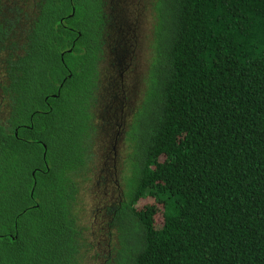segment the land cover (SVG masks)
I'll list each match as a JSON object with an SVG mask.
<instances>
[{
	"label": "trees",
	"instance_id": "trees-1",
	"mask_svg": "<svg viewBox=\"0 0 264 264\" xmlns=\"http://www.w3.org/2000/svg\"><path fill=\"white\" fill-rule=\"evenodd\" d=\"M102 2L0 0V53L32 10L0 97V264H80L89 250L78 193L97 134ZM149 5L117 261L264 264V0Z\"/></svg>",
	"mask_w": 264,
	"mask_h": 264
},
{
	"label": "rangeland",
	"instance_id": "rangeland-1",
	"mask_svg": "<svg viewBox=\"0 0 264 264\" xmlns=\"http://www.w3.org/2000/svg\"><path fill=\"white\" fill-rule=\"evenodd\" d=\"M124 18L125 20H122L124 26L127 24L128 26L131 25V27L135 28V26L132 25V22L130 24L127 17L124 16ZM27 20L28 18L26 17V21ZM21 22V28L28 26V24L23 21ZM125 35L126 37L124 39L128 40V34L126 33ZM151 38V31L149 25H147L145 32L139 37V44L134 40H128L125 47H123L120 52L121 55L119 58L122 60V65L120 67H125L126 71L124 73V78L126 82H128L125 83L128 84V86H126V109H124L127 113L132 107H137L142 97L143 89L145 87V75L148 59L152 51L149 46ZM112 46H110V48ZM117 47L118 44L116 42V49ZM16 51H18V49L14 52ZM105 58L106 60L117 59L118 61V56L113 53L112 55L110 53V56L107 55ZM117 68H119V64L117 65ZM102 110L101 106H97L95 108L98 128L96 131L97 134H95L92 146L89 150L92 158V164L89 169L90 172L80 179L81 183L78 193V205L80 211L78 221L85 228L84 239L93 246V250L89 249L83 253L80 264H120L117 261L118 250L121 247L119 232L114 227H112V229L107 228L106 221L108 220V214L103 216L104 218H100V215L102 214L100 205L103 199H106L110 201L111 204H114L115 200L120 197L119 195L121 193H129L130 189L128 181L131 173L128 170L126 162L123 164V161L127 159L126 155L129 150L128 143L125 141L116 146L117 154H113V151L115 150L111 148V144L109 145V143H107L105 136H112L114 131H110L104 126V112ZM4 116L5 107L1 105L0 120H3L2 118ZM108 145L111 150L107 149ZM112 155L115 158L112 162L116 164L118 170L116 169V174L114 173L115 175L113 174L108 177V183H104L103 178L106 173L97 172L99 168L103 167L105 157H112Z\"/></svg>",
	"mask_w": 264,
	"mask_h": 264
},
{
	"label": "flooded vegetation",
	"instance_id": "flooded-vegetation-1",
	"mask_svg": "<svg viewBox=\"0 0 264 264\" xmlns=\"http://www.w3.org/2000/svg\"><path fill=\"white\" fill-rule=\"evenodd\" d=\"M5 4L7 5V9L11 8L13 6L12 3H14L16 0H4ZM32 1V0H30ZM149 0H103L102 3L99 4L98 13L102 14V26H103V32L102 37L104 39L103 43V49L104 54L102 55L101 60L98 61L97 69H98V77L97 81L94 85V95H95V101L93 102L94 106V114H95V108L97 106L102 107V111L104 112V126L110 130L114 131L112 136L108 135L105 136V140L109 145H112L113 154H117V145L126 141V129L128 124L130 123V120L132 119V115L136 109V106L129 110L127 113L126 110V102L125 99L127 97V87L128 83L126 82L124 78L125 73V67H120L122 65V60L120 57V52L123 47H125V44L128 40L132 41L134 40L136 43L139 44V37L142 36V34L145 32L147 25H149L151 34H152V26H151V14L149 10ZM16 12L8 11L7 14L10 16H15ZM18 15L21 14L22 17L18 21L19 26L13 27L14 30L18 31L20 33L21 40L19 39L20 36L15 39V42H8L6 45H2L3 49L0 53V97H2V86L5 74H7L6 71V59L11 56L12 54L14 56L21 55L25 48H26V37L27 32L29 31L31 25H32V10H29V14L26 16V9L24 7V11L21 13H17ZM125 17H127L130 21V24L132 22V25L135 26V28L131 27V25L123 24L122 20H125ZM26 17L28 20L26 21ZM23 21L24 23L28 24L27 27L21 28L20 24ZM101 28V27H99ZM18 33V35H19ZM128 34L127 39L125 34ZM152 36V35H151ZM116 38V39H115ZM152 40V38H151ZM116 42L118 44V47L116 49ZM113 45V46H112ZM110 46H112L110 48ZM149 46L151 47V41L149 43ZM12 48V51L11 49ZM22 48V49H21ZM16 49L18 51L14 52ZM110 53L112 55L115 54L118 56V61L116 60H106V56ZM8 56V57H7ZM5 64L3 65V63ZM119 64V68H117V65ZM121 69V70H120ZM119 73V74H118ZM118 74V75H117ZM100 102V103H99ZM96 116V114H95ZM94 125L96 127V130L98 128L97 119L93 118ZM123 127V128H122ZM107 146V149L111 150L110 146ZM108 150V151H109ZM128 157V153L126 155ZM121 158V157H120ZM112 160H115L114 156L112 157H105V160L103 161V167L99 168L97 173H106L103 178L104 183H108V177L116 174V169L118 170V167ZM126 160L123 161V164H125ZM85 169H89V167H86ZM93 169V167H92ZM93 172V171H92ZM114 174V175H115ZM120 197L115 200L114 204H111L110 201L103 199L100 205V209H102V214L100 215V218H104L103 216H106L108 214V220L106 221L107 228L112 229L114 227L113 223V216H116L117 210L119 207H121L125 202L128 200V192L127 193H121L119 195ZM104 221V222H105ZM83 227V226H82ZM115 228V227H114ZM84 230L83 227L82 230V237L84 239ZM85 240V239H84ZM86 241V240H85ZM88 243V242H87ZM89 244V243H88ZM88 249L93 250L92 244L88 245Z\"/></svg>",
	"mask_w": 264,
	"mask_h": 264
}]
</instances>
